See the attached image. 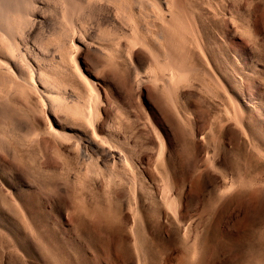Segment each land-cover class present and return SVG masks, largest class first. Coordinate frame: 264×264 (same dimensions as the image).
Returning a JSON list of instances; mask_svg holds the SVG:
<instances>
[{
    "label": "rangeland",
    "instance_id": "rangeland-1",
    "mask_svg": "<svg viewBox=\"0 0 264 264\" xmlns=\"http://www.w3.org/2000/svg\"><path fill=\"white\" fill-rule=\"evenodd\" d=\"M34 1L38 88L0 78V264H264V0L115 27L106 0Z\"/></svg>",
    "mask_w": 264,
    "mask_h": 264
},
{
    "label": "bare ground",
    "instance_id": "bare-ground-1",
    "mask_svg": "<svg viewBox=\"0 0 264 264\" xmlns=\"http://www.w3.org/2000/svg\"><path fill=\"white\" fill-rule=\"evenodd\" d=\"M65 1H67V0H65ZM75 1L78 2L80 0H75ZM106 1H107V3L110 4V6H101V5L97 6V5H95L93 7V9L97 10V12L101 9L107 10L108 15H109L107 21L109 22V25L114 26V27L116 26V22H117L116 20L118 17L117 13L119 11V8H122L124 6L132 7L136 2V0H106ZM79 3H81V1ZM171 3H172L173 8L176 11V12H174L173 17L174 18H178L179 16L181 17L183 15V0H172ZM75 4L76 3L72 0H71V3L67 4V6H68L67 10H68V13L70 15H73L75 13L76 8L77 9L80 8V6H78V3L76 6H75ZM37 5H38L37 2L34 0H0V78L1 77H5V78L9 77V78H15L16 80L22 79L24 81V80H26V78L23 77V74L25 73V69H27L26 68V66H27L29 68L28 70H30L31 80L29 79L28 80L29 82H26L27 80L24 81V82L29 83V84H22V85H23L24 89L28 90V88H29V90H28L29 93H30V90L33 91V90H36L38 88L37 84L33 78L37 77V75L39 74L38 72H40L37 70V68L35 69V67L32 66L33 64H31V62H29V60L26 57V53L28 52V49L33 50L36 47L35 41L37 39L35 40V34L38 32H35V31L37 30L36 27L38 28V26H37L38 22L41 20L38 17V13H37V9H36V8H38ZM23 8H26V9L23 10ZM93 12H92V14H93ZM97 14H100V13L98 12ZM86 16H88V15H86ZM102 18H104V17L102 16ZM102 18H101V20H102ZM103 20L104 21H102V22H106L105 19H103ZM39 26H41V25H39ZM77 31L78 30L76 28H72L71 43H73V44H75V40L77 39V35H76ZM50 34H51V32H50ZM80 42H81V40H80ZM39 46H40V44H39ZM74 47H76V46H74ZM174 48H172L171 46H168L165 49V55H167V57L170 59L169 60L170 61V68H169L170 69V73H169L170 79L174 76V73H175L174 69L177 67V62H178V64H181L180 66H183L186 62L185 58L183 57V54L182 53L179 54L176 51V49H174ZM39 49H41V47ZM133 50H135V49H133ZM33 51H35V50H33ZM42 52H44V51H42ZM45 52H47V51H45ZM131 55L133 56V53H131ZM35 56H37V55H35ZM6 81H7V79H6ZM29 95L32 97V99H36V96L34 94L31 93ZM39 102H40V100H39ZM37 103L38 102H36V104ZM91 103H93V102H91ZM4 105H5V103H4ZM2 110L4 111V109L0 108V120L5 122V121L9 120L8 115H6V113H8V112H3ZM88 111L91 112V110H88ZM78 112H79V110H78ZM83 114H84V111H83ZM96 117H97V115H96ZM15 121H17V120H15ZM15 121H12L11 124H13L12 126L17 127L16 124H18V123H16ZM37 121H39V119ZM89 123H90V121H89ZM21 129H22V126H21ZM18 130H20V127Z\"/></svg>",
    "mask_w": 264,
    "mask_h": 264
}]
</instances>
